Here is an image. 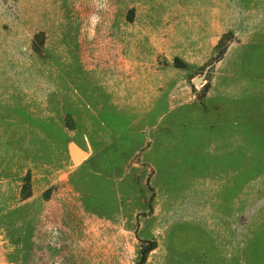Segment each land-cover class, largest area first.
I'll return each mask as SVG.
<instances>
[{
    "label": "rangeland",
    "instance_id": "rangeland-1",
    "mask_svg": "<svg viewBox=\"0 0 264 264\" xmlns=\"http://www.w3.org/2000/svg\"><path fill=\"white\" fill-rule=\"evenodd\" d=\"M262 13L0 0V264H264V112H204L220 53L264 76Z\"/></svg>",
    "mask_w": 264,
    "mask_h": 264
},
{
    "label": "crops",
    "instance_id": "crops-1",
    "mask_svg": "<svg viewBox=\"0 0 264 264\" xmlns=\"http://www.w3.org/2000/svg\"><path fill=\"white\" fill-rule=\"evenodd\" d=\"M235 23L232 32L236 37H240L243 32L251 31L254 37L261 39L264 45V13L255 18ZM232 64L223 60L215 63V72L206 96L207 109L204 112H219L216 119V133L221 135L227 132L228 119L226 112H264V76L256 80L250 92L247 85L242 82L240 76L232 75L230 68ZM236 120V119H235ZM242 125L241 120H236ZM224 147L220 145L219 148ZM225 148V147H224ZM217 202H222L220 190L214 194Z\"/></svg>",
    "mask_w": 264,
    "mask_h": 264
},
{
    "label": "water",
    "instance_id": "water-1",
    "mask_svg": "<svg viewBox=\"0 0 264 264\" xmlns=\"http://www.w3.org/2000/svg\"><path fill=\"white\" fill-rule=\"evenodd\" d=\"M205 75H206V71L204 72V74H203L201 77L195 79V80H194V83H195V84H201L202 81L204 80Z\"/></svg>",
    "mask_w": 264,
    "mask_h": 264
},
{
    "label": "trees",
    "instance_id": "trees-1",
    "mask_svg": "<svg viewBox=\"0 0 264 264\" xmlns=\"http://www.w3.org/2000/svg\"><path fill=\"white\" fill-rule=\"evenodd\" d=\"M222 54H223V52L220 53L217 57H215V58H214V62L219 61V60L221 59V56H220V55H222ZM152 249H153V248H152ZM150 250H151V249H150ZM144 255H145V253L143 254V257H145Z\"/></svg>",
    "mask_w": 264,
    "mask_h": 264
}]
</instances>
